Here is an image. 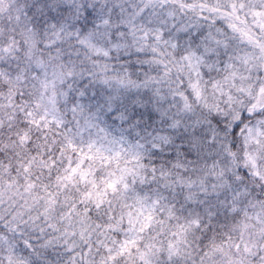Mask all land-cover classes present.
<instances>
[{
	"label": "clouds",
	"instance_id": "1",
	"mask_svg": "<svg viewBox=\"0 0 264 264\" xmlns=\"http://www.w3.org/2000/svg\"><path fill=\"white\" fill-rule=\"evenodd\" d=\"M0 264H264V0H0Z\"/></svg>",
	"mask_w": 264,
	"mask_h": 264
}]
</instances>
